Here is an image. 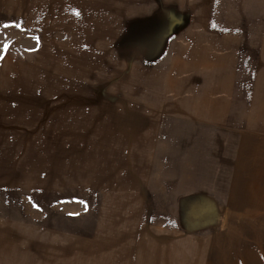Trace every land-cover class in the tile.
Returning <instances> with one entry per match:
<instances>
[{"label":"crops","instance_id":"crops-1","mask_svg":"<svg viewBox=\"0 0 264 264\" xmlns=\"http://www.w3.org/2000/svg\"><path fill=\"white\" fill-rule=\"evenodd\" d=\"M26 2L69 16L58 75L0 84V264H234L217 242L264 227V2Z\"/></svg>","mask_w":264,"mask_h":264},{"label":"rangeland","instance_id":"rangeland-1","mask_svg":"<svg viewBox=\"0 0 264 264\" xmlns=\"http://www.w3.org/2000/svg\"><path fill=\"white\" fill-rule=\"evenodd\" d=\"M28 1L24 5L25 8H31V0ZM37 1L38 5H36V8L41 5V2L45 3V0ZM262 2L264 0H249V6L253 8ZM33 15L36 17L43 15L44 17L42 20L37 18L32 22ZM257 15L259 18H257ZM68 16L69 13L65 15L64 21L60 18L55 20V13L22 11L19 9L17 0H0V84L47 83L50 82V74L58 75L59 73L51 72V69H55L52 66L56 65L54 58L58 61L61 60L60 55L56 53V47L60 46V44L56 43V39L62 38V36L65 37V27L62 28V26L67 25L66 18ZM136 19L144 20L143 18ZM136 19H130L126 22V27L123 29L121 37L126 38L129 36V26L132 25L134 29L138 30L133 37H130L132 39L129 40L132 41L133 46L143 48L146 31L148 29L151 31L152 29L150 24ZM188 19L189 17L186 16V20ZM250 19L259 22L260 12H254V18ZM33 24H36V26L33 27ZM143 32H145V35H143ZM121 44L122 46L125 44L129 45V42L123 40ZM122 51L123 49L120 53ZM31 72L34 74L32 75ZM199 198L210 199L208 196H199L197 199H191L189 204L186 203V208L189 205L198 207L199 203L200 206L205 207V203L203 201L200 202ZM187 215H190V217L185 219L187 231H199V233L204 234L221 230L222 218L217 221H210L207 219H196L200 214ZM220 215L222 216V213ZM210 223L213 225L212 227H210L211 225L209 226ZM235 223L239 227L241 226L240 220ZM259 233V236L252 235L244 238L243 240L247 241L246 244L243 243L241 237L237 239L234 235L235 242L233 247L231 246L230 237L226 240V244L219 240L217 242L218 258H221V254L224 252V258L233 261L234 264H264V227L261 232L259 230Z\"/></svg>","mask_w":264,"mask_h":264}]
</instances>
